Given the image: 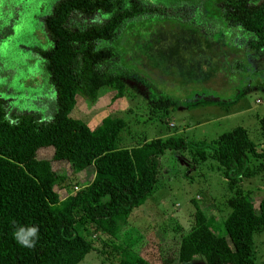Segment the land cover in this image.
<instances>
[{
  "label": "trees",
  "instance_id": "obj_1",
  "mask_svg": "<svg viewBox=\"0 0 264 264\" xmlns=\"http://www.w3.org/2000/svg\"><path fill=\"white\" fill-rule=\"evenodd\" d=\"M43 25L52 43L38 53L55 91L52 116L40 119L20 112L10 118L0 97V264H77L95 249L88 228L115 236L133 208L145 202L165 175L166 150L195 147L199 159H206L204 142L169 135L122 145L128 128L122 116L106 115L90 128L70 115L77 95L95 99L99 88H109L114 91L112 104L125 95L127 79L137 72L123 64L120 38L157 25L158 36L175 28L178 43L185 46L189 41L197 50L202 41L206 46L215 40L229 44L233 36L240 38L244 53L259 50L264 47V0H57ZM141 44L146 50L151 45L148 39ZM257 123L264 144V111ZM46 146L53 148L51 157H37L38 149ZM211 152L233 190L224 233L217 232L213 218L193 197L190 229L164 264L186 263L198 256L206 264H257L254 236L264 230V193L256 207L241 181L264 170V151L246 127L235 125L217 135ZM252 158L257 161L252 163ZM54 161L67 162L78 173L90 168L91 178L62 197L56 185L66 174L55 169ZM14 221L16 226L39 227L34 249L21 247L13 238ZM106 250L111 264H147L140 255L122 252L119 245Z\"/></svg>",
  "mask_w": 264,
  "mask_h": 264
},
{
  "label": "rangeland",
  "instance_id": "obj_2",
  "mask_svg": "<svg viewBox=\"0 0 264 264\" xmlns=\"http://www.w3.org/2000/svg\"><path fill=\"white\" fill-rule=\"evenodd\" d=\"M55 1L0 0V97L10 118L20 112L34 113L40 119L53 114L55 91L38 50L52 43L43 18ZM156 26H148L133 37L128 34L130 38L123 35L117 43L124 48L123 64L137 72L127 79L125 95L113 104L114 91L109 88H99L95 99L77 95L70 115L81 118L90 128L97 127L106 115L122 116L128 124L120 140L122 145L169 135H181L192 143L204 142L206 159H199L195 147L166 150L162 159L165 175L159 177L145 202L133 208L128 223L115 236L88 228L95 249L77 264H111L106 249L114 245H119L122 252L140 255L147 264H164L190 229L193 197L213 218L217 232L224 233L223 219L230 210L227 199L233 190L212 156L214 140L219 133L243 125L258 149L264 151L257 123L264 111V47L244 53L240 38L233 36L231 39L236 40L230 39L229 44L215 40L217 43L206 46L202 41L197 50L189 41L185 46L179 44L178 34L172 33L175 28L158 36ZM130 39L134 43L130 44ZM146 39L151 43L147 50L141 44ZM138 45H142L141 50ZM149 56L158 66L153 67ZM233 56L240 60H232ZM157 101L161 103L154 105ZM52 153L51 146L42 147L37 157L50 158ZM256 161L251 159L252 163ZM53 166L66 174L56 185L62 197L91 178L90 168L78 173L64 161H54ZM241 185L257 207L264 193V170L244 178ZM254 260L264 264V230L254 236ZM167 264L206 263L198 256L190 262Z\"/></svg>",
  "mask_w": 264,
  "mask_h": 264
},
{
  "label": "clouds",
  "instance_id": "obj_3",
  "mask_svg": "<svg viewBox=\"0 0 264 264\" xmlns=\"http://www.w3.org/2000/svg\"><path fill=\"white\" fill-rule=\"evenodd\" d=\"M12 235L21 247L34 249L39 239V227L36 225L16 226L14 221Z\"/></svg>",
  "mask_w": 264,
  "mask_h": 264
}]
</instances>
